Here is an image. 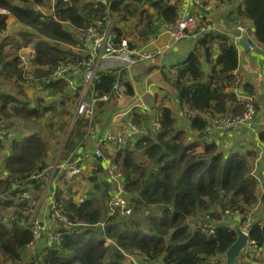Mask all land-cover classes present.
Here are the masks:
<instances>
[{
    "label": "trees",
    "instance_id": "trees-1",
    "mask_svg": "<svg viewBox=\"0 0 264 264\" xmlns=\"http://www.w3.org/2000/svg\"><path fill=\"white\" fill-rule=\"evenodd\" d=\"M222 1L234 3V0ZM146 4L153 10L147 9ZM54 7L53 13H48L46 10L52 8V0H0V33L7 26L4 10L30 26L41 37L35 43V64L41 68L38 74L49 85L62 90L61 80L51 79L53 69L62 61L81 59L80 54L58 46L59 42H66L80 47L70 27L83 31L94 20L109 15L115 19L113 29L118 36H123L126 34L117 26L118 19L135 21L132 31L127 33L135 37L130 43L145 45L159 34L164 24L177 18L179 0H56ZM229 12L234 25L239 20L245 25L249 22L256 43L264 47V0H243ZM21 36L25 43L33 39L23 32ZM197 41L187 58L177 64L179 72L173 84L181 109L196 113L186 112L189 130L179 126L174 109L162 107L160 133L156 137L141 138L135 146L127 147L117 156L126 191L134 199L133 213L125 216L118 212L106 218L105 202L109 194L81 203L68 200L65 211L77 226L62 229L60 243L46 248L44 264H125L127 254L143 257L142 264H156L161 260L162 264H219L220 261L214 260L224 255L236 240V233L221 223L214 236H207L189 223V218L200 212H211L215 219L221 218V213L214 211L217 208L222 211L239 209L245 218L259 201L260 184L253 173L258 157L256 151L229 152L220 149L214 141L196 140L189 135L190 131L204 133L211 119L243 115L246 110L245 103L233 90L239 85L242 91L240 79L235 74L240 68L239 43L231 35L220 32L199 35ZM9 42H0L2 85L3 80L9 83L24 80V64L17 54L22 45L14 43L8 50ZM216 47L219 52L214 55ZM209 64L211 69L206 71ZM96 75L95 89L99 94H109L108 101L116 97L114 85L125 79L124 71L118 73L107 68L97 71ZM125 85L128 95L134 93L128 81ZM244 88L254 94L253 84L247 83ZM74 103V100L64 99L58 111L55 105L47 104L40 97L37 104L31 106L28 99L0 92V113L7 122L3 121L6 127L15 129L19 136L27 132L24 139L11 142L7 158L10 173L0 177V193L9 190L7 179L24 178L46 167L44 158L50 141L61 139L68 130L69 122L64 117L72 115L70 108ZM57 112L63 114L61 119L47 121L49 115ZM205 115L212 118L208 120ZM86 126L87 122L78 118L71 136L82 135ZM259 136L264 142V131ZM3 142H7L6 139L3 138L1 144ZM39 187L40 182L36 185ZM20 202L22 210L27 203ZM261 202L264 209V194ZM10 204V201L0 202V264H22L33 233L25 221L24 225L21 221L19 224L6 222L4 212ZM103 221V228H97L96 224ZM242 222L245 223V219L242 218ZM249 233L264 248V225L254 219ZM105 237L111 239L110 244H105Z\"/></svg>",
    "mask_w": 264,
    "mask_h": 264
},
{
    "label": "crops",
    "instance_id": "crops-1",
    "mask_svg": "<svg viewBox=\"0 0 264 264\" xmlns=\"http://www.w3.org/2000/svg\"><path fill=\"white\" fill-rule=\"evenodd\" d=\"M199 1L200 5H192L191 7V11L198 19V22L203 23L205 21L211 20L217 25L220 33L234 37L236 34V29L234 27V21L231 19L232 15L229 11L232 9V7H237L239 4H241L243 0H234L232 5L222 0ZM55 2L56 0H52V8H50V10H46L48 13H53ZM146 8L150 11L153 10L149 4H146ZM3 12L7 14V26L4 31L0 33V42H2L4 38H8V36H10L11 40L7 45V48H9L8 50L11 49L14 43L18 42L21 44L22 47L18 50L17 54L19 58H22L20 61L22 63L24 62V66H22L24 69V80L12 83L13 85L16 84L19 89L17 90L14 87V90H9L8 86L6 87L0 83L3 91L9 92L18 99H28L31 103V106H35V104H37L38 97L43 98L47 104L55 105L58 111L61 109V103L64 99H68V101L75 99V108H73L74 105L70 108L71 113L74 109L73 126L78 118L84 119L88 125L86 126L87 129H85L83 134L80 136L72 137L71 130L70 132L65 133V135H63L62 138L57 142H55L54 138V141L51 139L50 149L48 150L47 156L44 158L46 167H43V169H46V175L41 179L30 182L28 179V174L24 178H13L12 182L14 185H12L11 181L7 179L9 190L4 193H0V195L2 194V196L5 198V201L11 202L4 212L6 222L9 223L10 221H16L19 224L21 221L22 225V220L26 221V218L21 212V202L20 200L18 201L16 199L24 191L30 192L33 200L38 203L36 206V216L44 223L51 221L52 215L57 209L60 212H65L68 214V212L65 211V205L68 200L81 203L95 198H100L103 194H109L108 198H106V204L107 201L112 197L114 191L118 189L119 183H121L123 187L125 198L134 202L132 196L130 197L126 191L124 174L118 181L111 177L109 171L110 162H118L116 160L117 156L124 150L118 151L116 148L112 149L107 143L105 149H103L104 147L102 146L103 157L99 159L96 158L94 154V151L97 148V142L101 141L106 143L104 141L106 133L109 131L119 132L129 121L139 125H145L146 122L151 118L160 115L162 107L174 109L178 118L179 126H183L189 130V119L186 114L188 110L185 109L186 112H184V110L181 109V105L177 100V89L173 85L174 81L172 79L170 70L174 66L178 67L177 64L187 58L189 52L197 45L199 36L190 37L175 42L169 33L163 28V25L159 34L156 37L151 38V40L145 44L146 48L148 49H154L156 47L165 48L164 54L162 56L147 60L146 62L143 61L141 63H136L130 68H126L123 65V62L121 63L113 59L100 62L97 71H103L107 68H111L114 71L117 70L118 73L124 71L125 78L132 85L134 93L131 95H117L109 101H97L94 106L93 117L90 120L85 119L83 116L75 117L76 108L79 103L77 101H80L81 99H78L80 94H78L76 90L72 91L71 87L63 80L60 83H62L64 87L62 90H58L57 87L49 85L46 82V79L38 74V70L41 68L39 65L35 64L37 63L35 43L41 37L33 32L30 26L18 22V18L12 14V12L8 10H4ZM135 23V21L125 22L118 19L117 26L120 29H123V34H126L130 41L135 39V37L131 35L129 36L127 33L132 31V26ZM246 25L248 27L251 26L249 22ZM70 31L73 33V36L80 41L81 30H76L70 27ZM20 32L31 35L33 39L25 43L24 38L22 36L20 37ZM58 46L61 49L68 51L71 50L73 53L78 54L76 50H79V48L70 46V44L66 42H59ZM218 52L219 48H215L214 55H216ZM247 54L249 55V60H247ZM239 56L240 68L235 72V74L237 79H240L239 83L241 84L242 92L249 94L256 106L257 114L255 116L253 127L236 126L227 130L213 128L207 134L201 133L200 131H195L191 132L190 135L192 136V139L201 140V138H205L207 141H214L217 143L220 149L229 152L239 150L242 153H246L249 150H254L258 153V157L254 162L253 169L256 168V175L260 181L258 188L259 201L248 211V213L245 215V218L242 212L240 216H234L224 214L223 211H220L221 218L215 219L218 225L220 223L222 225L223 221H228L230 218H232L239 221L243 229L249 230L251 222L254 221V219H257L261 225H264V209L261 202V197L264 194V142L260 140L259 136V134L264 131V47L259 45L255 50L247 53L244 47L239 43ZM254 62L257 63L261 71L260 73L263 77L259 84H257L253 77L248 74L244 66L246 64L253 65ZM205 69L206 71H210V64L206 65ZM51 79H56L53 76V71L51 74ZM76 80L78 83H82L83 81L79 76L76 77ZM247 83L253 84L254 94L245 91L244 87ZM236 89L237 87H233L234 91H236ZM101 101H107V103ZM99 102L102 104L101 107H99ZM174 102L175 107H172ZM134 104L135 106H133ZM188 112L189 114H196L192 111ZM62 115L63 114H59L57 112L56 114L53 113L49 115V118L46 119L47 121L50 118L52 120L58 121L61 119ZM202 115L204 116V114ZM205 116L208 117L207 115ZM64 118L68 121L67 116ZM210 118H212V116L208 117V120ZM0 119L3 120L1 113ZM211 121L212 119L210 120V123ZM13 130L15 131L16 135L11 139L4 138L7 142H3L1 144L2 151L0 154V177H4L3 174L5 173V175L10 173L8 172L9 168L7 166V158H9V147L11 146V142L16 139H24L27 133L24 132L21 136H19V133L15 129ZM137 142V140L132 141L128 148H132ZM54 143H57L58 145L57 150H55L53 146ZM69 161L74 162L76 165L82 168L81 173L76 175L74 180H67L65 178L66 176L64 172L58 166L60 163ZM39 182L40 187L36 188V185ZM15 190H17V192L14 193ZM118 212L121 213L119 210L116 213ZM196 217L198 216L196 215ZM242 218L243 220L245 219V223L242 222ZM190 219L193 221L194 216L190 217L189 221ZM191 221L189 222L190 225L192 224ZM58 223L62 224L61 221L56 220L55 225ZM104 224L99 222L96 224V226L97 228H103ZM63 228L65 227L63 226ZM104 239L106 244L108 237H105ZM58 243H60V241L56 244ZM48 246H50V244L45 238L42 239L36 246H28L23 255L22 264L26 262V260L31 261L32 257H38L41 259V257L45 255L46 248ZM246 254L247 252L245 250L242 254V257L238 260V264L244 261ZM135 261L142 262L143 257L139 258L135 255H125V264L128 262L129 264H134ZM255 262H257V264H264L263 246L260 249L258 257L255 258ZM157 263L162 264L163 262L161 260L156 262V264Z\"/></svg>",
    "mask_w": 264,
    "mask_h": 264
},
{
    "label": "built area",
    "instance_id": "built-area-1",
    "mask_svg": "<svg viewBox=\"0 0 264 264\" xmlns=\"http://www.w3.org/2000/svg\"><path fill=\"white\" fill-rule=\"evenodd\" d=\"M192 5H200V1L179 0V7H181V9L177 18L173 22L164 24L165 29L175 42L218 31L217 25L211 20L199 23L198 19L191 11ZM114 23L115 19L111 18L109 15L94 20L86 29L81 31V42L79 47V50L82 51V53H79L81 59H77L75 62H62L53 70L54 78L63 77L72 91L76 90V92H78V87L74 84V79L76 80L77 76L81 77L83 80L82 83L77 82L79 88H83V84H86V87L81 91L82 97L77 105L76 115L92 119L96 102L109 99V96L106 94L100 95L95 91L96 71L100 62L113 59L121 63L123 62L126 68H130L136 63L146 62L147 60L154 59L164 54L165 48L162 47L148 49L145 45H131L130 39L126 35L118 36L117 32L113 29ZM234 27L236 29V34L233 37L234 41L239 43L242 39H246L249 50H255L257 47L255 35L250 31L249 27L241 22L236 23ZM20 60H22V58H20ZM178 68L177 66L172 67L173 71L171 72V76L173 81L178 77ZM125 81L126 79L119 80L114 85V92L118 95L127 94ZM89 88L92 94L88 96ZM236 94H238L239 100L243 101L246 105L244 114L237 116H218L211 121V125L204 130V134H207L213 128L227 130L236 126L253 127L257 109L253 104L252 97L240 91L239 85L237 86ZM133 106H135V104ZM160 131V116L156 117L153 121H147L145 125H139L129 121L119 132L109 131L106 133L104 137L106 143L98 141L94 154L97 158H102V146L104 147L103 149H105L107 143L112 149L116 148L118 151L125 150L132 141H139L141 140L140 138L146 136L156 137ZM15 135V131L12 128H7L3 120L0 119V146L3 138L11 139ZM1 151L0 148V154ZM58 166L68 178L80 174L82 170L71 161L60 163ZM109 171L111 177L118 181L123 176L120 166L116 161L110 162ZM253 173L256 175V168L253 169ZM45 175L46 169L34 170L29 173L28 179L30 182H33L41 179ZM11 184L14 185L12 181ZM19 197L22 201H30H28L29 203L26 204L22 210V215L26 218V221L30 223V229L33 232L34 238L30 246H35V243L41 237H45L50 246L55 245L62 239V224H65V229L77 226V223H74L67 213L60 212L58 209L53 213L51 221L44 223L36 216V206L38 203L31 198L30 192L24 191ZM3 201H5V198L1 194L0 202ZM105 209L109 216L114 215L118 210L125 216L133 213L134 205L125 198L121 183H119L118 189L114 191L110 200L107 201ZM223 213L234 216L241 215L239 209H226ZM198 216L199 217L194 216L193 221H191V219L190 221L207 236L215 235L218 224L211 212H200ZM56 220L61 221L62 224L58 223L55 225ZM261 248L262 246L256 239H251L245 249L247 252L246 257L240 264H257L255 258L258 257ZM218 258L225 261L224 255H218ZM33 263L38 264L35 262ZM41 264H44V262H41Z\"/></svg>",
    "mask_w": 264,
    "mask_h": 264
},
{
    "label": "water",
    "instance_id": "water-1",
    "mask_svg": "<svg viewBox=\"0 0 264 264\" xmlns=\"http://www.w3.org/2000/svg\"><path fill=\"white\" fill-rule=\"evenodd\" d=\"M239 43L244 47L247 53L250 52L246 39H242ZM249 59V55L247 54V60ZM244 66L248 74L253 77L254 81L257 84H259L263 77L260 73L261 71L257 63L254 62L253 65L246 64ZM1 91H3V88L0 85V92ZM222 224L233 230L237 235L236 240L230 245V247L225 252L224 264H238V260L242 257V254L250 241V233L242 228L239 221L234 220L232 218H230L228 221H223Z\"/></svg>",
    "mask_w": 264,
    "mask_h": 264
},
{
    "label": "rangeland",
    "instance_id": "rangeland-1",
    "mask_svg": "<svg viewBox=\"0 0 264 264\" xmlns=\"http://www.w3.org/2000/svg\"><path fill=\"white\" fill-rule=\"evenodd\" d=\"M39 10H42V9H39ZM18 22H20L19 20H18ZM21 23V22H20ZM164 29H165V26L163 27ZM166 30V29H165ZM167 31V30H166ZM170 35V34H169ZM11 37L10 36H8V38H4L3 40L4 41H7V40H11L10 39ZM77 51V53H82V51H80V50H76ZM22 63V62H21ZM3 82H4V85L7 87H9V90H14V87L18 90L19 88L17 87V85L16 84H12V83H9V82H6L5 80H3ZM74 84L78 87V92H81L85 87H86V84L84 83L83 84V88H79V85H78V83H77V81L74 79ZM13 85V86H12ZM8 90V89H7ZM89 93H88V96L89 95H91L92 93H91V91H90V88H89ZM74 101H75V99H74ZM76 104V103H75ZM172 107H175V102L172 104ZM73 108H75V105H74V107ZM73 111H74V109H73ZM73 111H72V116L71 115H67V119H68V121H69V127H68V130L65 132V133H67V132H70L71 130H72V126H73V121H74V114H73ZM158 117V116H157ZM156 117H154V118H151L150 120H149V122L150 121H153L154 119H155ZM180 120V119H179ZM54 121V120H53ZM182 122V121H181ZM183 123V122H182ZM191 132H195V131H190V133ZM190 133H189V135H190ZM65 135V134H64ZM190 137H191V135H190ZM55 139V142H57L58 140L56 139V138H54ZM54 139L52 138V141H54ZM53 146H54V148H55V150H57V147H58V145H57V143L55 144H53ZM67 180H74V178H72V179H67ZM130 203H132L133 205H134V202L132 201V200H128ZM138 204V202L136 201V205ZM215 212H220V211H222L220 208H217V209H215L214 210ZM139 213H141V212H139ZM135 214H137V213H135ZM5 217V216H4ZM199 217V216H198ZM121 219V218H120ZM45 237H41L36 243H35V246L42 240V239H44ZM31 247H33V245H31ZM34 258L32 257V259H31V261L33 260ZM219 260H220V258H219ZM31 261H29V260H26V262H24L23 264H31ZM44 261V256H42L41 257V259H39L38 257L37 258H35V263H40L41 264V262H43ZM212 262V261H211ZM221 262V261H220ZM132 263V262H131ZM34 264V263H33ZM127 264H129V262L127 263ZM158 264V263H157Z\"/></svg>",
    "mask_w": 264,
    "mask_h": 264
},
{
    "label": "bare ground",
    "instance_id": "bare-ground-1",
    "mask_svg": "<svg viewBox=\"0 0 264 264\" xmlns=\"http://www.w3.org/2000/svg\"><path fill=\"white\" fill-rule=\"evenodd\" d=\"M180 9H181V7H179V9H178V14H179V12H180ZM238 22H241V21H237L236 23H238ZM242 23V22H241ZM217 32H220V30L218 29V31H216L215 33H217ZM256 39V38H255ZM255 43H256V41H255ZM256 46L258 47L259 45L256 43ZM256 47V48H257ZM165 51V50H164ZM79 54V53H78ZM157 57H159V56H157ZM157 57H155V58H157ZM71 62H75V61H73V60H70ZM62 62H69V61H62ZM62 62H60V63H62ZM59 63V64H60ZM58 64V65H59ZM54 70V69H53ZM178 70V72H179V68L177 69ZM173 71V69L172 70H170V72H172ZM169 72V73H170ZM56 79H59V80H63L64 81V78L63 77H60V78H56ZM126 79V78H125ZM175 81V80H174ZM65 82V81H64ZM126 82H127V80H126ZM96 91V90H95ZM78 94H80V96L78 97V99L79 98H81L82 97V94H81V92H77ZM114 94L115 95H118L117 93H115L114 92ZM107 96H109V94H107ZM77 99V100H78ZM238 99H239V97H238ZM77 102H80V101H77ZM79 104V103H78ZM253 104H254V102H253ZM254 106H255V104H254ZM256 107V106H255ZM77 116H81V115H75V117H77ZM84 117V116H83ZM85 119H90V118H87V117H85ZM91 120V119H90ZM146 137H148V136H146ZM144 138V137H143ZM141 139V138H140ZM96 157V156H95ZM97 158V157H96ZM100 159V158H99ZM81 168V167H80ZM82 169V168H81ZM37 170H41V169H37ZM82 171V170H81ZM123 173V172H122ZM78 175V174H77ZM76 175H74V176H72L71 178H68V177H65L66 179H72V178H74ZM32 198V197H31ZM18 199H20V197H18ZM33 199V198H32ZM29 200H25V202L28 204L29 202H28ZM23 210V209H22ZM22 210H21V212H22ZM122 215H124L123 213H122ZM109 215H107V213H106V209H105V217L107 218ZM102 224H104L105 222L103 221V222H101ZM25 224H26V227L28 228V229H30V223L29 222H27V221H25ZM22 225H24V221H22ZM63 226H65V224H62ZM191 225H194L193 223L191 224ZM31 230V229H30ZM247 232H249V230H246ZM216 232H217V230H216ZM33 233V232H32ZM211 236H214V235H211ZM34 238V237H33ZM252 238H251V236H250V240H251ZM32 241H33V239H32ZM110 242H111V239H107V243L108 244H110ZM250 242V241H249ZM28 246H30V244L28 245ZM122 252H124L123 250H122ZM224 257H225V254H224ZM35 258H37V257H35ZM35 258L31 261V264L35 261ZM218 261H221L222 262V260L220 259L219 260V258H218V256H217V258L214 260V262H218ZM220 262V263H221ZM219 263V264H220ZM134 264H142V262H139V261H135V263Z\"/></svg>",
    "mask_w": 264,
    "mask_h": 264
}]
</instances>
